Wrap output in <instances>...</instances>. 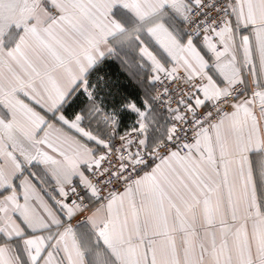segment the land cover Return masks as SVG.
Masks as SVG:
<instances>
[{"label":"snow or ice","instance_id":"1","mask_svg":"<svg viewBox=\"0 0 264 264\" xmlns=\"http://www.w3.org/2000/svg\"><path fill=\"white\" fill-rule=\"evenodd\" d=\"M0 264H264V0H0Z\"/></svg>","mask_w":264,"mask_h":264},{"label":"trees","instance_id":"2","mask_svg":"<svg viewBox=\"0 0 264 264\" xmlns=\"http://www.w3.org/2000/svg\"><path fill=\"white\" fill-rule=\"evenodd\" d=\"M105 70L109 73V75H115L119 78V81L121 84L125 86H129V91H132V87L130 86V81L127 78V74L123 72L120 68V64L115 59H108L104 61V64L102 65ZM94 80V76L92 77ZM135 92L137 96L142 95V92L139 88L135 89ZM135 122V114H131L128 117H125L121 122V128L119 134H123L124 132L132 129L134 127Z\"/></svg>","mask_w":264,"mask_h":264},{"label":"built area","instance_id":"3","mask_svg":"<svg viewBox=\"0 0 264 264\" xmlns=\"http://www.w3.org/2000/svg\"><path fill=\"white\" fill-rule=\"evenodd\" d=\"M170 88L171 90V93L173 95V98L176 99V98H179V93L181 91V89L183 88V82H177L176 84H172L171 82L169 81H162V82H157L156 83V88H155V92H159V93H163L164 91V88ZM166 101H167V97H164V100L163 102H160L156 105V108L163 112L167 118L169 119V122L171 124V116L169 115V113L166 111V107H167V104H166ZM173 108L176 107L175 103H173L172 105ZM133 129V128H132ZM132 129L124 132L123 134H120V135H124V134H128L130 136V138H135V133L132 131ZM117 146H119V141L117 139Z\"/></svg>","mask_w":264,"mask_h":264},{"label":"rangeland","instance_id":"4","mask_svg":"<svg viewBox=\"0 0 264 264\" xmlns=\"http://www.w3.org/2000/svg\"><path fill=\"white\" fill-rule=\"evenodd\" d=\"M155 88H156V84L154 85V91H155ZM160 114V113H159ZM160 120H161V124L162 125H166V126H169V121L168 119L165 117V115H163L162 113L160 114Z\"/></svg>","mask_w":264,"mask_h":264},{"label":"crops","instance_id":"5","mask_svg":"<svg viewBox=\"0 0 264 264\" xmlns=\"http://www.w3.org/2000/svg\"><path fill=\"white\" fill-rule=\"evenodd\" d=\"M170 66V65H169ZM157 111L161 114H163V115H165L163 112H161V111H159L158 109H157ZM165 117L167 118V116L165 115ZM168 119V118H167ZM168 121H169V119H168ZM160 123H161V120H160ZM169 126H170V122H169Z\"/></svg>","mask_w":264,"mask_h":264}]
</instances>
